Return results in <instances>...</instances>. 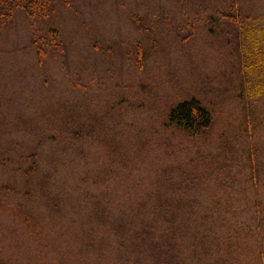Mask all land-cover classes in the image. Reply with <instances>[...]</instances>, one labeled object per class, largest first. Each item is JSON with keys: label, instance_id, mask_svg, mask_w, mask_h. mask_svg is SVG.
<instances>
[{"label": "rangeland", "instance_id": "rangeland-1", "mask_svg": "<svg viewBox=\"0 0 264 264\" xmlns=\"http://www.w3.org/2000/svg\"><path fill=\"white\" fill-rule=\"evenodd\" d=\"M68 3L56 4L51 22L62 50L45 48L42 68L31 40L49 41L46 23L31 26L16 13L0 28V264H98V253L101 264H136L147 259L143 242L78 241L79 223L98 211L108 225L100 230H108L124 224L103 214L149 212L156 201L169 203L165 208L182 224L209 209L202 202L234 200L229 213L247 225L255 211L251 152L264 177V0ZM132 16L143 20L142 31L130 24ZM245 65L253 68L250 82ZM247 86L256 130L240 103ZM190 98L213 111L214 129L204 139L167 125L168 108ZM74 128L89 140L73 141ZM18 158L37 164L22 175L28 167ZM77 183L94 196L76 192ZM20 213L40 222L37 240ZM222 232L227 228L205 240L195 228L180 230L197 253L161 264H254L245 255L216 254ZM247 244L253 249L255 242ZM149 257L145 264H158L161 256Z\"/></svg>", "mask_w": 264, "mask_h": 264}, {"label": "trees", "instance_id": "trees-1", "mask_svg": "<svg viewBox=\"0 0 264 264\" xmlns=\"http://www.w3.org/2000/svg\"><path fill=\"white\" fill-rule=\"evenodd\" d=\"M60 1L61 5H68V0H0V28L6 26L14 17L16 13L22 14L24 19L31 26L36 22H43L47 24L46 33L49 41H45L42 36H38L31 40V46L34 48L35 56L37 58V66L39 68L43 67L44 59L48 56L45 48H50L52 51H61L62 46L60 44V34L58 30L52 27L51 22L56 11V4ZM235 7V6H234ZM235 11V9H232ZM235 14L228 16L236 22ZM130 24L137 31H142L144 25L143 20L139 16H132L130 19ZM261 37V36H260ZM264 42V36L260 38ZM95 50L102 51L99 46H95ZM143 59L138 58L137 68H142ZM253 74V68H249L245 65L244 75H246V82L249 80ZM250 86L245 89L241 88L240 92V103L243 106L246 121H250L247 118L251 116L255 124V130L259 125L257 122L259 118L255 117L252 107L254 105L253 99L254 95ZM264 90V89H261ZM264 92V91H260ZM167 125L174 128V130L179 133L190 137L192 140L204 139L208 137L214 129V116L212 109L208 108L206 105L202 104L196 98H190L188 100H183L176 104H172L166 112ZM249 124V122H247ZM251 125V124H249ZM254 128V126H253ZM73 134V141L78 142L82 140H89L88 133L83 135V130L80 128H74L71 130ZM251 139V138H250ZM252 140V139H251ZM44 160H38V170L40 166L43 165ZM19 165H26L28 168L24 170V174L30 170V167L36 166L37 162L33 161L32 165L24 158H18ZM50 164H47L49 166ZM247 167L250 186L254 192V197L252 199V206L254 208V213L247 217V225L239 223L234 216H232L229 211L234 200H226L225 198H215L212 202L205 204L202 202V207L208 206L209 209L205 210L194 218V222L187 220L182 224H177V212L173 211L172 208H165L163 202L156 201V206L154 202H151L153 208L149 212L141 213H121L117 212L113 216H104V219H112L114 223H121L124 225L118 226L113 224V228L108 230V225L101 224L97 219L99 214L98 211L93 212L88 216L86 220L79 223L80 234L77 236L82 239L83 242H124L130 245H139V242H143L145 250L143 255L147 259L142 261H137L136 264H145L150 261L149 257L151 255H159L157 263L161 264L165 260H174L172 255L183 257L184 254H196L198 249H196L194 240L180 239L179 231L182 229L195 228L200 232V236L205 235V240L208 239L212 233L218 227H226L227 232L216 233L217 235V245L215 246L216 254L219 255H229L235 258H240L245 255L254 261V264H264V189H262L261 184H264V177L262 175L259 165H257L253 153L251 152L247 156ZM22 171V170H21ZM79 184L75 186L76 192L84 189L83 195L94 196V189L84 187L77 188ZM264 188V186H263ZM91 193V194H88ZM143 198L137 199L136 202L142 201ZM3 199H0V204ZM171 203L178 205L179 201L171 198ZM158 208L163 209L160 211ZM222 209V211H221ZM172 210V211H171ZM22 220L27 223V229L31 230L32 237L35 240L41 235V224L36 219L31 218L29 215L20 213L18 215ZM244 232V234H241ZM199 236V239H200ZM255 242L253 249L248 246L249 239ZM158 242H163L159 244ZM182 242H188L185 246ZM253 243V242H252ZM109 253L111 249L109 247L104 248ZM103 253H98L96 255V260L98 264H101V255ZM149 257V258H148ZM109 262L106 264H127L121 261Z\"/></svg>", "mask_w": 264, "mask_h": 264}]
</instances>
